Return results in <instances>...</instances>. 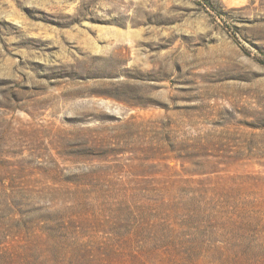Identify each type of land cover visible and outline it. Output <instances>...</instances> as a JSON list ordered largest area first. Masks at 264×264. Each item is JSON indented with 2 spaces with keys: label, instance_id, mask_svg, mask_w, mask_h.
Masks as SVG:
<instances>
[{
  "label": "rangeland",
  "instance_id": "1",
  "mask_svg": "<svg viewBox=\"0 0 264 264\" xmlns=\"http://www.w3.org/2000/svg\"><path fill=\"white\" fill-rule=\"evenodd\" d=\"M0 264H264V0H0Z\"/></svg>",
  "mask_w": 264,
  "mask_h": 264
}]
</instances>
